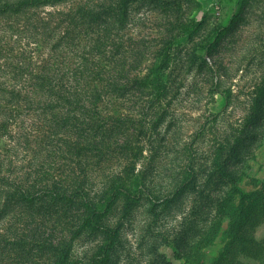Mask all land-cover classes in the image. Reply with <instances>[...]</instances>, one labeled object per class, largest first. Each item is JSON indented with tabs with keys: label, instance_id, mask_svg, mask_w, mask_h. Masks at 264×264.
I'll list each match as a JSON object with an SVG mask.
<instances>
[{
	"label": "rangeland",
	"instance_id": "374dc122",
	"mask_svg": "<svg viewBox=\"0 0 264 264\" xmlns=\"http://www.w3.org/2000/svg\"><path fill=\"white\" fill-rule=\"evenodd\" d=\"M91 3L102 31L79 10ZM97 36L94 118L116 128L76 152L79 133L44 140L25 97L49 70L59 89L63 62ZM119 68L126 93L110 89ZM60 184L68 201L35 210L34 233L20 204L0 223V264H260L264 0H0V189L33 185L45 207Z\"/></svg>",
	"mask_w": 264,
	"mask_h": 264
},
{
	"label": "trees",
	"instance_id": "16d2710c",
	"mask_svg": "<svg viewBox=\"0 0 264 264\" xmlns=\"http://www.w3.org/2000/svg\"><path fill=\"white\" fill-rule=\"evenodd\" d=\"M25 2L35 4V0H25ZM15 4H17V2H15ZM90 6L91 7L86 8V10L85 8H80L79 10L82 14L91 19V25L93 24L97 26L99 29L98 31H102V25L106 26L107 28L109 24L105 18H102V13H95V9L98 8V5H93L91 3ZM185 28L189 29L190 26L188 25ZM102 46L103 42L102 37L100 36H97L92 43H80V45L77 47L79 49V54L76 55V60L71 63V67L68 66V62L65 60L63 62V69L60 68L61 71L59 77H61V80L59 82V89L54 87L50 82L52 78L51 75L53 76L52 70L46 72V70L51 66V60L44 62L43 67H45V74L41 75L40 73L33 76V78H36L37 80L36 86L34 89L31 88L27 91L25 98L29 104L33 106L35 105V108L39 107L35 112L36 116L39 119L43 118L47 123L45 126L47 127V130H45L46 134L44 135V140H49V138H53L59 134H68L73 132L75 134L79 133L77 135L79 136V139L86 141L88 146L72 145L70 143L67 145L76 152H84L85 148L88 150L90 148L96 149L93 145L101 143L98 140L110 137L115 131L113 130L116 128L115 126L110 127V129L106 128L103 124L97 122L96 118H94V110L96 107H94L95 104L93 103L99 99L101 88L98 84V79L100 81L102 69L100 68L101 66L98 63V60H95L91 54L94 52H99ZM123 72L124 69L119 68L115 79L112 80L110 84L113 88L110 89L125 91V93L128 91V89H125L123 86L124 84H120L125 77ZM67 80L69 81V85L71 84L72 87L65 84ZM153 83H155L154 80ZM66 87L68 90L65 92ZM58 99L67 106V108H65L66 112H59L61 106ZM71 113H74L75 115L71 116ZM76 114H80L83 119L80 121V118H77ZM46 145L48 147L50 146V144ZM95 152L99 155L101 153L99 150H95ZM235 190L237 191L239 197H250L251 195H246L245 192L241 191L238 187L235 188ZM68 192V189H66L64 185L60 184L58 192H52V194L50 192L43 194V196L46 198L44 203L47 204L45 207H38L40 205H38L36 202L39 196H34L36 194H34L33 185L28 189H21L18 186H10L7 190L0 189V223L5 221L8 214H12L17 211L16 208H18V204H20V207L25 208L22 209V212L25 211V213H27V222L32 223L34 227V231L32 230V232L34 233L35 228H37V222L34 218L35 210L47 216V213L49 212L48 206L52 207L54 205L52 203L53 201L55 202V206H57L56 201H59V203L62 202L64 205L66 204L68 198L65 199V195L68 194ZM254 196L256 197V194H254ZM70 201L71 200H69V202ZM80 206H83L82 203H80ZM92 207L93 208L88 206L87 216L85 214L86 217L83 220H80L79 218V221L81 222L79 228L91 226L93 224V217L100 215L101 212L97 210L98 208H96L95 204ZM20 212L21 211H17L18 214ZM262 215L264 216V208H262ZM49 242L50 241H47V246L49 249H51L52 254H57V248L54 246V241H51V243ZM18 246L20 247V245ZM20 249L24 251L23 248ZM66 257L68 259L67 253L57 259L54 263L65 264ZM260 264H264V260Z\"/></svg>",
	"mask_w": 264,
	"mask_h": 264
}]
</instances>
